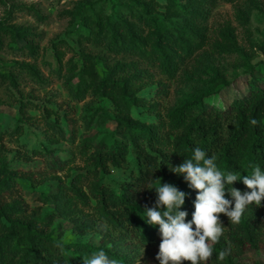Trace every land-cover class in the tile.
Returning <instances> with one entry per match:
<instances>
[{
	"label": "trees",
	"instance_id": "trees-1",
	"mask_svg": "<svg viewBox=\"0 0 264 264\" xmlns=\"http://www.w3.org/2000/svg\"><path fill=\"white\" fill-rule=\"evenodd\" d=\"M110 1L113 2L110 11L87 0L70 12L76 20L78 34L83 40L109 52L129 54L138 60H118L114 65L107 64L108 68L102 72L98 58L82 51L80 69L75 72L72 68L67 82L74 97L84 98L92 92L111 100L114 116L104 111L102 114L114 123L112 140H83L80 147L88 162L87 170L73 175L69 183L58 177L52 189L39 192L42 201L52 202L55 206L45 212L26 201L22 178H28L33 185L39 179L45 181L54 177L53 174L13 166L2 154V144L0 264H83V258L91 257L101 249L118 264H137L141 254H154L161 237L158 226L146 223L145 208L154 205V188L159 186L158 179L162 178V183H172L188 193L180 210H186V220H191L196 191L188 187L183 175L174 174L169 167L191 158L196 147L206 151L208 156H215L218 170L224 173L251 175L257 165L264 172V59L254 63L245 55L242 70L232 78L214 66L203 64L199 71L207 73L206 77L199 74L197 79L194 78L196 84L191 93L168 110L158 123H147L133 115L134 107L140 103L137 83L148 71L139 67L138 62L144 61L167 76L175 77L203 47L205 22L222 0ZM224 1L234 3L237 0ZM255 7L264 13V8L257 4ZM251 10L252 7L238 10L244 24L249 23ZM6 21L0 20V47L4 45L3 34H9L13 39L10 47H26L31 55L36 54L38 46L28 38L29 29H19ZM222 35L227 42L217 44L220 50L237 51V37L230 24L222 30ZM17 63L20 70L26 69L37 79H42L35 64ZM76 76L78 82L74 84ZM242 77L246 83L244 90L235 94L231 101H223V94ZM17 78L13 71H5L0 65V82L9 80L17 84ZM24 107L21 103V110ZM253 118L261 123L253 126L250 123ZM51 124L57 128L55 123ZM131 151L134 153L132 162ZM49 159L52 168L66 167L67 161L60 156ZM130 162L129 179L120 182L118 187L104 183L112 167L122 168ZM232 186L242 192L248 190L242 181H236ZM226 198L231 199L227 193ZM57 217L70 219L79 233H99L100 243L58 239L51 228ZM220 219L224 233L213 245V256L205 264H262L260 260L248 263L242 258L249 251L264 249V206H247L238 224L231 223L223 214ZM224 249H230V254L220 260L218 254ZM156 255L155 264H160Z\"/></svg>",
	"mask_w": 264,
	"mask_h": 264
},
{
	"label": "rangeland",
	"instance_id": "rangeland-1",
	"mask_svg": "<svg viewBox=\"0 0 264 264\" xmlns=\"http://www.w3.org/2000/svg\"><path fill=\"white\" fill-rule=\"evenodd\" d=\"M93 1L105 6L107 11L111 10L113 4L110 0L106 3L103 0ZM86 2L87 0H0V20H7L6 23L19 29H29L28 38L38 46L36 54L31 55L26 47H10L9 43L13 39L9 34H3L0 65L5 71H13L18 78L17 84L9 80L0 82V147L3 144L2 154L8 157L13 166L33 172L51 171L53 174L54 177L50 176L45 181L39 179L33 185L28 178H22L21 187L26 201L33 207L41 208L42 212L51 211L55 206L52 202L42 201L38 196L39 192L52 189L58 177L69 183L73 175L87 170L88 162L80 147L83 140H112L114 123L102 114L104 111L114 116L115 108L111 100L92 92H88L84 98L74 97L67 82L72 68L75 72L80 69L83 62L81 52L96 56L102 72L108 68L107 64L114 65L118 60H138L136 56L129 54L109 52L79 36L76 20L70 12ZM255 4L264 8V0H237L234 3L220 1L205 22L206 39L203 47L196 51L195 57L179 69L173 78L157 67L139 61V67L148 71L137 83L136 94L140 103L134 107L133 115L147 123H158L168 110L191 93L199 74L206 77L207 73L199 71L203 64L214 66L232 78L237 71L242 70L245 55L254 63L263 60L264 13ZM249 7H252L249 23L244 24L238 16V10ZM227 24L234 28L238 41V50L230 53L221 51L217 45L227 42L222 35ZM17 62L35 64L42 79H37L26 69L20 70ZM73 82H78V76ZM245 84L244 77L236 81L223 94V101H231L235 94L244 90ZM21 103L25 106L22 110ZM154 104L157 107H152ZM50 121L62 130L55 128ZM89 150H92L91 147ZM169 152L173 154L171 150ZM24 156L31 159L25 157L26 161ZM55 156L67 161L65 168L56 169L49 165V158ZM133 157L134 153L131 151V162ZM131 162L122 168L112 167L105 176L104 183L118 187L120 182L129 179ZM51 228L54 229L55 237L64 242L81 240L100 243L99 233H79L67 218L57 217ZM158 250L159 247L154 254H141L137 264H155L154 255ZM242 260L248 263L260 260L264 264V249L249 251Z\"/></svg>",
	"mask_w": 264,
	"mask_h": 264
},
{
	"label": "clouds",
	"instance_id": "clouds-1",
	"mask_svg": "<svg viewBox=\"0 0 264 264\" xmlns=\"http://www.w3.org/2000/svg\"><path fill=\"white\" fill-rule=\"evenodd\" d=\"M253 126L259 121L250 120ZM215 156H208L200 147L193 149L191 158L169 169L183 175L188 187L196 191L193 201L194 211L191 220L188 213L180 210L185 204L188 193L172 183H162L155 187L156 199L152 207L145 208L146 223L158 226L161 242L156 259L160 264H202L213 256V245L219 242L224 233L220 214L228 217L233 224L241 221L247 206H264V172L257 165L251 175L242 176L237 172L224 173L217 168ZM242 181L246 191L233 187ZM226 193L231 199L226 198ZM230 249L221 250L218 259L223 260ZM83 264H118L104 250L94 252L91 257L83 258Z\"/></svg>",
	"mask_w": 264,
	"mask_h": 264
}]
</instances>
